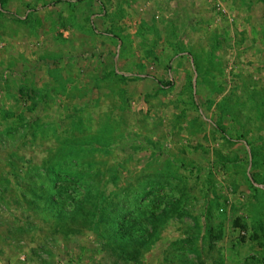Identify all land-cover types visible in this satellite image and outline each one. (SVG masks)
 <instances>
[{
    "label": "rangeland",
    "instance_id": "rangeland-1",
    "mask_svg": "<svg viewBox=\"0 0 264 264\" xmlns=\"http://www.w3.org/2000/svg\"><path fill=\"white\" fill-rule=\"evenodd\" d=\"M0 264H264V0H0Z\"/></svg>",
    "mask_w": 264,
    "mask_h": 264
},
{
    "label": "trees",
    "instance_id": "trees-1",
    "mask_svg": "<svg viewBox=\"0 0 264 264\" xmlns=\"http://www.w3.org/2000/svg\"><path fill=\"white\" fill-rule=\"evenodd\" d=\"M100 149L103 150H107L105 149L106 147L99 146ZM85 203V200H83L82 202L78 203L77 209L76 210H82L83 205ZM53 204H56V201H53ZM167 211V210H166ZM164 212L167 213L168 212ZM169 211V210H168ZM173 211V210H170ZM149 221L152 223V225L154 227H157L161 222H160V217L157 216L155 213H150V219ZM156 231V230H155ZM154 233V229L153 232ZM148 236V235H147ZM111 241L114 242L115 247H117V249L121 250L122 253L125 254L126 257H128L131 260H136L139 256V251L138 250H134L135 245L138 243H143L137 236H136V232L134 229L129 228V227H121L118 229H115L113 236L111 237Z\"/></svg>",
    "mask_w": 264,
    "mask_h": 264
}]
</instances>
